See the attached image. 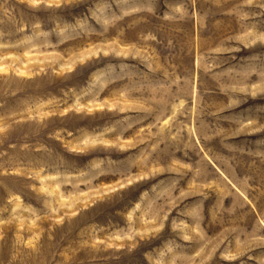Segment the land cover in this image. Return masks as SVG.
<instances>
[{"label": "rangeland", "instance_id": "rangeland-1", "mask_svg": "<svg viewBox=\"0 0 264 264\" xmlns=\"http://www.w3.org/2000/svg\"><path fill=\"white\" fill-rule=\"evenodd\" d=\"M0 264H264V0H0Z\"/></svg>", "mask_w": 264, "mask_h": 264}]
</instances>
